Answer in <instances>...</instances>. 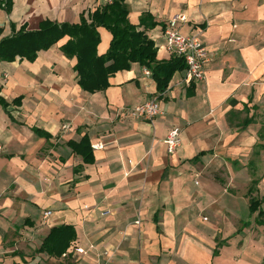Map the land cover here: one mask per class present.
<instances>
[{"label": "crops", "instance_id": "0c3cea01", "mask_svg": "<svg viewBox=\"0 0 264 264\" xmlns=\"http://www.w3.org/2000/svg\"><path fill=\"white\" fill-rule=\"evenodd\" d=\"M126 3L159 61L176 57L163 33L184 16L176 30L202 36L206 79L186 85L185 68L159 92L134 63L91 94L61 52L67 39L34 62L0 61V264H264V0ZM99 6L14 0L10 14L0 7V39L46 19L77 24ZM99 32L102 55L112 35ZM154 97L153 121L125 114ZM174 128L182 145L169 154ZM67 225L77 238L66 255L40 253Z\"/></svg>", "mask_w": 264, "mask_h": 264}, {"label": "trees", "instance_id": "16d2710c", "mask_svg": "<svg viewBox=\"0 0 264 264\" xmlns=\"http://www.w3.org/2000/svg\"><path fill=\"white\" fill-rule=\"evenodd\" d=\"M13 4L14 0H0V7L8 14ZM129 14L126 0H113L112 4L99 6L88 19L82 15L81 22L77 24L46 19L36 30H27L24 25L12 36L0 39V61L14 62L20 58L34 62L40 52L67 39L61 46V52L69 59H76L74 69L82 90L91 94L105 91L111 86V78L118 72L130 70L132 64L137 63L151 70L157 90L164 92L174 74L186 68L184 60L173 57L169 61H159L154 41L145 30H139L130 22ZM147 19L148 15L142 17L141 24ZM99 28H105L112 35L110 48L102 55L98 52L101 43ZM2 33L0 29V36ZM84 145L76 148L87 150L86 159L90 160V147L84 148ZM76 238L77 233L72 226L55 227L43 240L39 252L60 258L66 255Z\"/></svg>", "mask_w": 264, "mask_h": 264}, {"label": "built area", "instance_id": "2783aa9c", "mask_svg": "<svg viewBox=\"0 0 264 264\" xmlns=\"http://www.w3.org/2000/svg\"><path fill=\"white\" fill-rule=\"evenodd\" d=\"M94 3L102 5L112 4L113 0H91ZM185 20L184 16H178L169 21L168 26L164 30L165 49L171 56H176L184 60L186 65V77L184 83L186 85L199 84L206 79L205 65L209 61L208 48L203 42L201 35H182L176 30L178 20ZM146 76H152L149 69H144ZM125 114L136 120L153 121L162 114V109L158 97L151 98L143 104L134 106L131 109L125 110ZM67 129V126H64ZM167 152L174 154L182 145L181 131L179 128L172 129L164 140ZM94 149H103V144L93 145ZM110 214V211L104 212L103 216ZM52 215L51 211L43 214V219L46 221ZM139 223V222H138ZM77 252L83 250L77 248ZM1 258V254H0Z\"/></svg>", "mask_w": 264, "mask_h": 264}]
</instances>
